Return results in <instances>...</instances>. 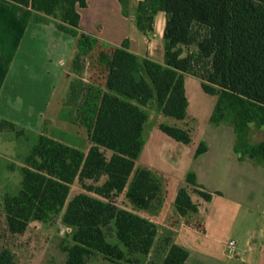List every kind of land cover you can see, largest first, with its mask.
<instances>
[{"label":"trees","instance_id":"obj_1","mask_svg":"<svg viewBox=\"0 0 264 264\" xmlns=\"http://www.w3.org/2000/svg\"><path fill=\"white\" fill-rule=\"evenodd\" d=\"M6 1L59 18L58 28L77 38L75 62L99 48L96 62L105 71L103 88L89 93L78 108L80 118L90 122L89 151L46 135L39 137L25 159L20 189L4 200L10 233L23 234L32 222H45L65 209L63 222L75 228L74 244L63 248L66 264H86L94 254L116 264H136L128 254L148 255L157 226L120 208L114 200L125 194L137 211L159 208L165 195L162 178L136 163L146 144L150 105L156 104L166 117L187 118L185 74L200 78L204 92L217 96L211 122L233 126L239 159L248 158L264 166V139L249 141L252 125L264 130V0L140 3L136 23L148 35L154 32L157 13L166 14L164 65L140 59L128 50L127 42L121 48L107 50L92 36L81 33L76 7H86L87 0ZM119 1L126 12L129 0ZM191 47L195 50L188 51ZM76 94L72 84L74 102L78 100ZM3 124L14 127L7 121ZM159 128L177 142L188 145L192 141L189 130L166 124ZM206 150L202 143L196 155ZM107 151L112 152L110 157ZM103 178L104 183L97 185ZM76 181L85 193L68 201ZM186 182L204 200L212 199L213 194L197 183L193 172L187 174ZM175 203L181 216L198 211L186 188L179 190ZM112 225L127 252L108 241L106 229ZM188 257L186 249L173 245L162 264H185ZM0 264L18 263L5 249L0 252Z\"/></svg>","mask_w":264,"mask_h":264},{"label":"crops","instance_id":"obj_2","mask_svg":"<svg viewBox=\"0 0 264 264\" xmlns=\"http://www.w3.org/2000/svg\"><path fill=\"white\" fill-rule=\"evenodd\" d=\"M145 1L129 0L125 12L119 0H87L86 7H76L80 15L79 31L95 38L107 50L121 48L127 42L128 50L140 59L164 65L166 14L162 11L157 13L152 34L142 32L137 26L136 15L139 4ZM59 22V18L41 15L30 7L0 0V100L16 85L10 80L16 69L20 77L30 67L35 70L40 68L43 77H55L52 96L39 107L40 124L44 123L47 115L44 110L53 105L54 115L70 107L78 114L79 104L71 98L74 80L69 69L78 52L77 38L61 31L57 25ZM53 62H56V72L48 66ZM188 79L191 88L188 87ZM63 82L62 96L56 102L60 83ZM197 82L202 89L200 78L185 74L188 115L185 120L179 121L182 123L181 129L190 131L191 143L185 145L176 141L175 144L161 134L163 132L159 126L168 124L165 123L166 116L155 104L158 123L148 128L146 144L138 159L140 168H147L162 178L165 191L156 213L145 216L158 230L151 251L162 252L163 258L159 264L163 263L173 245L189 252L185 264H264V166L248 158L239 159L235 151L233 126L230 123L215 125L211 122L218 98L205 93L203 89L206 95L215 97V102L210 110L207 130H199L197 117L191 114L192 110H199L194 102V97L199 94ZM5 109V105H0V120L17 124L16 119L3 111ZM149 123L150 119L146 126L149 127ZM195 133H198L197 139ZM53 139L64 143L61 139ZM202 143L207 150L196 155ZM64 144L80 149L79 145ZM166 144L177 147L179 151L173 166L160 156L161 148ZM89 149L90 141L88 149L80 150L87 153ZM181 163L187 165L182 176L184 183L169 194L171 171ZM189 172L196 175L197 183L204 190L213 194L210 201L204 200L188 185L186 177ZM224 180L225 183L222 182ZM182 188L189 190L192 202L198 206L197 212L186 216L178 213L175 202ZM229 241L236 243V254L228 250Z\"/></svg>","mask_w":264,"mask_h":264},{"label":"rangeland","instance_id":"obj_3","mask_svg":"<svg viewBox=\"0 0 264 264\" xmlns=\"http://www.w3.org/2000/svg\"><path fill=\"white\" fill-rule=\"evenodd\" d=\"M191 47L188 51H194ZM100 49L97 48L89 56L81 58L76 63L75 57L70 65V73L72 74L73 86L77 102L79 106L83 105L86 96L93 91L103 88L105 71L96 62L97 55ZM186 54V53H185ZM184 54V55H185ZM40 63V62H37ZM48 66L55 70L56 62ZM57 67V66H56ZM61 70V69H60ZM56 72V70H55ZM53 71V73H55ZM55 77H43L40 75V68H28L22 76L19 77L18 69L15 70V75L10 76L12 89L5 93L0 105H5L8 115L18 122L14 127L4 125L3 120H0V252L9 250L14 255L18 264H66L67 253L63 251L66 246L73 245V235L75 228L66 225L63 222L65 209L56 216H53L45 222H32L23 234H12L8 230L6 215L4 210V200L7 196L15 195L21 187L23 175L22 169L25 167V159L30 154L32 148L38 142L41 135H46L50 138L61 139L64 143L71 145H79L80 149H88L89 147V127L90 122L80 118L76 114L73 107L66 111L56 112L55 105L44 110L47 113L44 123L40 124V105L52 96V81ZM64 82L60 83L58 92L59 98L63 93ZM188 87L191 88V82L188 79ZM199 94L194 97L197 110H192L191 114L197 117L196 126L200 131L207 130L209 125L210 110L215 102V97L206 95L201 89L200 83L197 82ZM75 95H73L74 97ZM40 99L39 103H35ZM196 109V108H195ZM148 111L151 115L149 127L146 126L145 136L149 134L148 128H153L158 123V111L156 105H150ZM194 123V121H191ZM165 123L171 126L182 128V123L179 120L165 117ZM40 124V125H39ZM161 133V132H160ZM165 138L171 142L177 143L163 133ZM197 139L198 133L194 134ZM264 139V130L252 125L249 132V141L258 143ZM179 144V143H178ZM181 145V144H179ZM160 156L167 160L170 166H173L179 157L177 147L164 145L161 148ZM112 155L111 151H107V156ZM159 156V157H160ZM255 162V161H254ZM136 165L140 167L141 163ZM186 163H181L173 171H171V182L168 183L169 194L183 184V173L186 169ZM105 178L101 179L97 185L103 184ZM225 183V180L222 181ZM93 182H89L92 184ZM85 193L81 185L76 181L70 190L68 201L74 196ZM170 197V195H169ZM120 208L133 211L143 217L146 214L156 213V209L152 212L137 211L129 203L125 194H122L114 200ZM108 241L112 244L121 245L115 234V227L112 225L106 229ZM122 248L123 245H121ZM126 251V249L124 248ZM127 252V251H126ZM128 257L135 261L136 264H159L162 261L163 254L161 251H150L148 255H129ZM86 264H116L106 259L101 254L91 256Z\"/></svg>","mask_w":264,"mask_h":264},{"label":"built area","instance_id":"obj_4","mask_svg":"<svg viewBox=\"0 0 264 264\" xmlns=\"http://www.w3.org/2000/svg\"><path fill=\"white\" fill-rule=\"evenodd\" d=\"M228 250L230 251L231 254H236L237 252V245L234 241H229L227 243Z\"/></svg>","mask_w":264,"mask_h":264}]
</instances>
